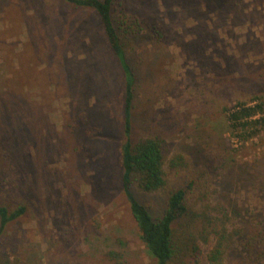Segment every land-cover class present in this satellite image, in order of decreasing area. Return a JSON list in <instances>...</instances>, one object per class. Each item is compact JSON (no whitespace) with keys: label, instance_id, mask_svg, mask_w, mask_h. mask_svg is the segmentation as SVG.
I'll return each instance as SVG.
<instances>
[{"label":"rangeland","instance_id":"obj_1","mask_svg":"<svg viewBox=\"0 0 264 264\" xmlns=\"http://www.w3.org/2000/svg\"><path fill=\"white\" fill-rule=\"evenodd\" d=\"M114 7L131 26L132 141H163L168 174L186 160L158 191L134 179V194L158 219L187 188L181 246L198 245L202 264L218 246L223 264H264V105L249 128L229 118L264 103V0ZM124 88L94 10L0 0V205L26 210L0 238V264H156L122 186Z\"/></svg>","mask_w":264,"mask_h":264},{"label":"trees","instance_id":"obj_2","mask_svg":"<svg viewBox=\"0 0 264 264\" xmlns=\"http://www.w3.org/2000/svg\"><path fill=\"white\" fill-rule=\"evenodd\" d=\"M63 1L77 8L94 10L99 15L108 44L125 74L123 113L126 138L122 146V186L143 243L156 260V264H202L200 247L197 245L193 250L185 249L179 244L175 234L176 223L189 215L188 189L182 188L172 192L164 215L158 219L152 216L149 209L137 199L132 190L134 179H138L140 188L145 192H155L167 187L168 175L179 172L186 160L182 155H176L170 161L168 174L165 168L168 161V149L163 141L148 139L137 144L132 141L137 77L129 63L126 48L127 42L132 41L129 39L131 26L126 24L125 19L119 24L116 23L114 19L116 0ZM263 105V102L255 106L239 104L231 110L229 118L235 126L249 128L259 122L254 121L253 118L263 110ZM25 211L24 207L10 211L7 207L0 205V238L6 227L20 218ZM222 260V247H215L210 253L208 264H223Z\"/></svg>","mask_w":264,"mask_h":264}]
</instances>
